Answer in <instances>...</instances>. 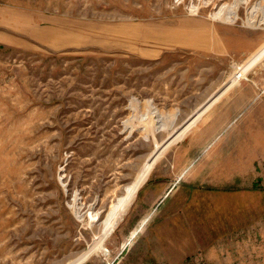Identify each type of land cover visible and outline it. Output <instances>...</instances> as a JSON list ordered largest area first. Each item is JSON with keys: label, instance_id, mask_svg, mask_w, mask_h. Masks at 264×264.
<instances>
[{"label": "rangeland", "instance_id": "1", "mask_svg": "<svg viewBox=\"0 0 264 264\" xmlns=\"http://www.w3.org/2000/svg\"><path fill=\"white\" fill-rule=\"evenodd\" d=\"M262 44L264 0H0V264H159L132 246L149 179H180L168 264H264V159L234 152Z\"/></svg>", "mask_w": 264, "mask_h": 264}, {"label": "crops", "instance_id": "2", "mask_svg": "<svg viewBox=\"0 0 264 264\" xmlns=\"http://www.w3.org/2000/svg\"><path fill=\"white\" fill-rule=\"evenodd\" d=\"M249 56L250 59H252V57L255 58L257 62L261 61V59L264 57V44L260 46L258 53L257 51H254ZM255 60L252 59L254 62ZM244 78H246V76H244ZM240 80L241 78H231L229 85L220 89L216 95L209 97V99H211V101L208 102L210 106H206L204 108L202 115L214 103H216L224 93L239 86ZM246 95L247 93L243 91L240 97L241 100H245ZM259 111V113L255 114L254 118L248 124H246L243 134L239 138H236L237 146L235 147L236 151L234 152L238 157H242L244 155L251 156L253 153L252 151H254L258 153L262 159H264V100L261 103V109H259ZM199 119L200 118H198L197 121ZM191 127L188 129V131L191 129ZM199 132H201V136H206L205 141L203 140L204 144L201 146L202 152H206L212 145H214L217 138H219L223 133L217 132L215 129H205ZM215 156H217V154H214V157ZM220 162L222 164L218 167L225 169L227 173L226 176H229V174H231V152H229L228 155L222 157ZM215 178L220 179L221 177L216 176ZM179 181L180 179H176L173 183H171L172 185L170 188H167L168 190H166L164 187H156V180L154 181L153 179H149L143 185L141 192H139L136 199L137 201L134 202L133 216H137V221L141 224H138L139 226L137 225L138 227H135L134 232H132L131 237L134 239V241H132V246L135 244L138 238L139 240L146 241L141 253L142 258L148 257L152 258L156 263L168 264L172 263L173 257L184 256L186 251L185 247L182 249V246L178 242L173 244V236L171 232L174 229L176 231V237L178 232L183 231V236H186V228L182 226V224L179 222L178 216L174 214L171 208H165L169 195L175 186L179 184ZM138 231L139 237L135 236V233ZM220 262V259L216 261L218 264H221ZM227 263L231 264L230 257L227 259Z\"/></svg>", "mask_w": 264, "mask_h": 264}]
</instances>
